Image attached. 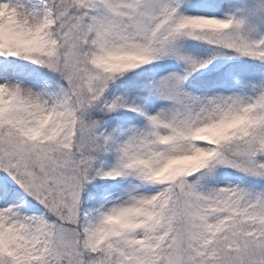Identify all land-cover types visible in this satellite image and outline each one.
Masks as SVG:
<instances>
[{
  "label": "snow or ice",
  "instance_id": "6c2138e0",
  "mask_svg": "<svg viewBox=\"0 0 264 264\" xmlns=\"http://www.w3.org/2000/svg\"><path fill=\"white\" fill-rule=\"evenodd\" d=\"M0 264H264V0H0Z\"/></svg>",
  "mask_w": 264,
  "mask_h": 264
},
{
  "label": "rangeland",
  "instance_id": "374dc122",
  "mask_svg": "<svg viewBox=\"0 0 264 264\" xmlns=\"http://www.w3.org/2000/svg\"><path fill=\"white\" fill-rule=\"evenodd\" d=\"M195 43H202V42H195ZM158 63L161 65V67L156 68L154 73H152L155 78H158L160 75H163L166 70L177 65V62L174 60L173 61H161ZM237 178L238 177L236 176H228L225 179L226 181L228 180L235 181ZM111 183H115V182H111Z\"/></svg>",
  "mask_w": 264,
  "mask_h": 264
},
{
  "label": "trees",
  "instance_id": "16d2710c",
  "mask_svg": "<svg viewBox=\"0 0 264 264\" xmlns=\"http://www.w3.org/2000/svg\"><path fill=\"white\" fill-rule=\"evenodd\" d=\"M195 42H198V41H194L193 43H195ZM205 47H207V45H205ZM241 59H245V58H241ZM235 61H233V63H234Z\"/></svg>",
  "mask_w": 264,
  "mask_h": 264
}]
</instances>
